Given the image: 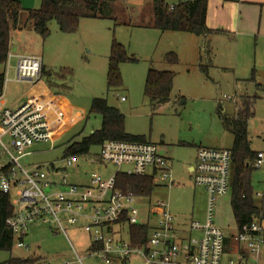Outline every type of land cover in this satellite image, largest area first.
Returning a JSON list of instances; mask_svg holds the SVG:
<instances>
[{
	"label": "rangeland",
	"instance_id": "374dc122",
	"mask_svg": "<svg viewBox=\"0 0 264 264\" xmlns=\"http://www.w3.org/2000/svg\"><path fill=\"white\" fill-rule=\"evenodd\" d=\"M178 1L165 0L169 5ZM148 2L114 0L107 17L81 18L72 33L61 32L52 20L48 23L50 34L45 40L33 33L32 48H20L22 52L30 53L32 49L41 55L45 68L53 73L55 103L65 114V123L53 139L26 148L29 154L23 156L20 163L26 168L51 162L60 165L65 148L72 141L100 127V116L89 114V109L93 98H105L109 105L123 113L126 132L143 135L146 141L157 144L161 153L169 156L172 162L173 185L155 183L151 195L137 201L141 217H144L149 202L162 200L179 221L192 219L204 223L206 194L203 187L193 183L187 168L195 163L197 146L231 148L233 137L221 124L219 107L224 114L233 116L244 95L257 96L247 129L250 148L262 152L263 159L262 164L251 171L249 181L253 193L264 194V93L255 87L263 78L264 32L258 34L251 28H240L235 34L230 31L228 35L224 34L226 30L205 39L186 32L160 31L141 24L150 20ZM112 39L123 44L135 61L119 65L122 85L108 89L107 58ZM208 41L209 56L206 53ZM170 52L177 58L175 63L165 60V55ZM149 68L173 72L168 102L153 106L145 97L144 82ZM252 74L254 81H249ZM13 77L16 79V58L11 57L5 67L4 107H15L31 84L8 80ZM3 140L8 138L4 136ZM163 145L167 152L162 150ZM99 149L98 145L92 146L86 158L80 157L66 170L70 182L84 183L87 172L91 171H98L103 179L115 173L117 168L112 164L96 166L88 162ZM126 168L123 166L122 170ZM230 198L229 190L223 201L217 200L213 212V223L225 234L235 229ZM260 200L264 201V196L257 197L255 202L259 204ZM60 218L65 233L53 222L30 223L21 240L23 246H17L20 239L14 236L11 250H0V262L11 257H34L38 258L35 264H78L74 249L84 256L83 264H102L86 255L89 239L81 224L67 223L63 214ZM259 226L264 230V220ZM236 257L230 250L224 252V260ZM127 262L144 264L136 257Z\"/></svg>",
	"mask_w": 264,
	"mask_h": 264
},
{
	"label": "built area",
	"instance_id": "2783aa9c",
	"mask_svg": "<svg viewBox=\"0 0 264 264\" xmlns=\"http://www.w3.org/2000/svg\"><path fill=\"white\" fill-rule=\"evenodd\" d=\"M12 56L16 58L17 82L32 84L40 79V56L9 52L8 59ZM2 96L0 93V191L11 194L13 213L6 219V225L20 239L17 246H23L21 240L33 222H53L65 233L60 218L63 214L67 223L81 224L89 238V247L96 246L86 255L102 264L125 263L134 257L144 264H249L240 249L249 257L259 254L263 237L256 219L243 224L232 236L237 244V257L227 260H224L226 235L213 223L217 198L230 190L231 152L228 148H196L190 173L193 183L205 191L206 220L204 223L190 221L184 235L164 201L149 202L141 217L136 205L143 198L116 187L117 172L151 176L153 182L159 184L174 182L169 159L157 144L106 140L88 162L96 166L112 164L117 168L115 173L103 179L98 171H91L87 172L84 183H72L65 172L79 160L75 155L63 157L60 165L51 162L26 168L20 163V159L29 154L26 148L53 139L58 126L64 123L62 116L57 114L56 126L48 118L50 105L28 100L9 108L3 106ZM4 136L7 141L3 140ZM262 159L263 154L257 153L254 165L259 167ZM123 166L127 168L122 170ZM132 224L150 226L144 244H131L127 226ZM123 228L125 238L119 234ZM73 254L76 262L83 264L84 256L74 249Z\"/></svg>",
	"mask_w": 264,
	"mask_h": 264
},
{
	"label": "trees",
	"instance_id": "16d2710c",
	"mask_svg": "<svg viewBox=\"0 0 264 264\" xmlns=\"http://www.w3.org/2000/svg\"><path fill=\"white\" fill-rule=\"evenodd\" d=\"M114 0H41L39 7L25 9L18 0H0V93L5 82V67L8 54L12 46V33L16 30H30L45 40L50 29L48 23L55 21L61 32H75L81 18H105L112 9ZM208 0H180L169 5L165 0H149L147 11L150 20L147 25L160 31H179L202 36L205 39L212 33H220V30L210 29L206 24ZM172 6V7H171ZM206 42V53L211 51ZM107 64L106 84L108 89L118 88L122 85L119 65L124 62H134L135 58L129 56L125 46L112 39ZM165 60L171 63L177 61L174 53L165 55ZM52 72L41 65L40 78H44L49 87L54 88ZM173 72L149 68L144 82V95L153 106L166 103L170 99ZM254 81V76L249 78ZM258 91L264 93V71L260 83H256ZM256 95H244L241 105L233 116L223 113L219 107V116L223 128L231 133L233 142L231 148L230 170V207L239 229L243 224L256 219L262 220L264 212L253 199L249 175L257 158V152L250 148L248 137V121L253 117V105ZM89 114L100 116V127L79 140L72 141L64 151V157L75 155L77 157L88 156L89 149L95 145H101L106 140L146 142L143 135L131 134L124 129V115L116 107L107 103L105 98H93L90 104ZM92 157V156H91ZM156 184L151 176L127 175L124 172L116 173V187L124 193H132L138 197L148 198ZM13 206L11 194L0 191V250L10 251L14 235L6 225V219L11 217ZM129 240L132 245L144 244L147 240L150 226L148 224H132L127 226ZM262 235V234H261ZM226 248L231 244V238L226 237ZM96 246L86 249L88 252ZM224 251V252H225ZM240 253L248 259L247 252L241 248ZM38 258L11 257L0 264H35Z\"/></svg>",
	"mask_w": 264,
	"mask_h": 264
},
{
	"label": "crops",
	"instance_id": "0c3cea01",
	"mask_svg": "<svg viewBox=\"0 0 264 264\" xmlns=\"http://www.w3.org/2000/svg\"><path fill=\"white\" fill-rule=\"evenodd\" d=\"M18 1L21 3L22 7L25 9L37 8L39 7L40 2H41V0H18ZM206 24L210 29H213V30H220V31L227 30V32L224 33L227 35L229 31L230 33L235 34L237 31L239 32L241 29H245V28L246 29L251 28V29H254L256 32H258V34L259 33L263 34L264 32V0H208L207 13H206ZM222 29H225V30H222ZM234 30L235 32H231ZM33 33L34 32L27 30V29L16 30L15 32H13L12 33V46L9 52L12 53V50H14L15 53H12V54H19V53L22 54L23 53V54H34V55L40 56L41 65L44 66L43 59L40 54L33 52L32 49H30L31 50L30 53L29 52L25 53L20 50L21 47H25V46L32 48L31 44L33 43L35 39L34 37H32ZM252 33L253 31H251L250 34ZM212 34H219V33H212ZM208 47H209V41H208ZM10 58L7 60V67L9 65ZM8 80L14 81L15 79L13 77L11 79L9 78ZM52 90L53 88L48 86L45 79L40 78L35 83L30 84V86L25 90L24 98L17 105H15V107L19 106L20 104L28 100L29 101L30 100L42 101L50 105V108L48 110V118L50 122H52L54 125L56 124L57 126V122H56L57 114H60L63 118V122L65 123V114L63 113L62 109L59 108L57 104L55 103V96ZM15 107H12V108H15ZM64 123L58 126V129ZM163 147L164 148L161 147L162 150H164V152H167L164 145ZM257 153H262V152H257ZM168 159H170L169 156H168ZM169 164H170V170H171L172 162L170 160H169ZM192 166L193 165H190L187 168L189 172ZM173 183L171 185H173ZM251 192H252L254 201L256 200L257 197L264 196V194L261 196L257 192L253 193L252 188H251ZM224 196L218 197L217 200L220 199V201H223ZM217 200H216V203H217ZM229 204H230V200H229ZM257 205L260 206L264 212V201L260 200V203ZM175 217H176L177 227L180 229V231L184 233V235H186L188 231L189 223L190 221H192V219H190L189 221L181 222L178 220L176 215ZM263 220L264 218L262 220H258V223L261 225ZM234 223H235V220H234ZM116 229L118 228L116 227L115 230ZM237 231H238V228L235 223L234 231H231L225 234L226 237L231 238V244L228 246V250H230L234 254H236L237 244L234 242L232 236L236 234ZM262 231L264 232V230ZM125 233H126L125 228L121 229L119 232V234L122 236L123 234L125 235ZM262 237H263V244L261 246L260 252L257 255V257H252V256L248 257V262L251 264L253 263L264 264V258H263L264 257V234L263 233H262ZM88 248H89V244L87 245L86 249ZM86 249H85V252H86ZM127 263L128 262L124 263V262L116 261L114 264H127Z\"/></svg>",
	"mask_w": 264,
	"mask_h": 264
}]
</instances>
